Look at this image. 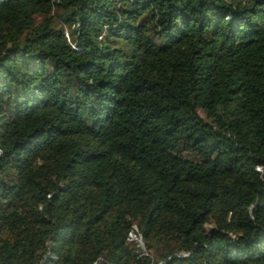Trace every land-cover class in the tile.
<instances>
[{
	"label": "trees",
	"instance_id": "obj_1",
	"mask_svg": "<svg viewBox=\"0 0 264 264\" xmlns=\"http://www.w3.org/2000/svg\"><path fill=\"white\" fill-rule=\"evenodd\" d=\"M0 264H264V0H0Z\"/></svg>",
	"mask_w": 264,
	"mask_h": 264
},
{
	"label": "rangeland",
	"instance_id": "obj_2",
	"mask_svg": "<svg viewBox=\"0 0 264 264\" xmlns=\"http://www.w3.org/2000/svg\"><path fill=\"white\" fill-rule=\"evenodd\" d=\"M131 239H136L134 233H132V235H131Z\"/></svg>",
	"mask_w": 264,
	"mask_h": 264
},
{
	"label": "built area",
	"instance_id": "obj_3",
	"mask_svg": "<svg viewBox=\"0 0 264 264\" xmlns=\"http://www.w3.org/2000/svg\"><path fill=\"white\" fill-rule=\"evenodd\" d=\"M131 235H132V233H130V237H131ZM136 237V236H135ZM136 239H137V237H136ZM139 242H140V240L139 239H137Z\"/></svg>",
	"mask_w": 264,
	"mask_h": 264
}]
</instances>
